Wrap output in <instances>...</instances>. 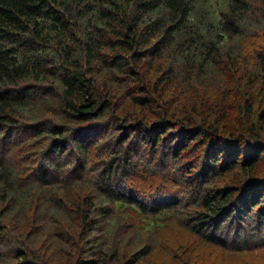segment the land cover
Segmentation results:
<instances>
[{
  "label": "trees",
  "instance_id": "trees-1",
  "mask_svg": "<svg viewBox=\"0 0 264 264\" xmlns=\"http://www.w3.org/2000/svg\"><path fill=\"white\" fill-rule=\"evenodd\" d=\"M248 8L252 7L247 0H230L223 29L236 34ZM190 9L191 0H0L1 234L8 231L5 220L11 223L14 213H20L24 195L32 190L57 186L67 192L70 186L83 187L84 182L99 181V186L74 208L72 236L66 240L60 237L56 242L70 247L63 264H109L107 233L99 229L98 218H93L95 200L102 195L114 199L120 213L124 210L140 217L138 226L145 232H153L155 224L163 223L162 216L173 217L176 213V206L165 200L161 201V210L149 212L146 208L155 207V203L144 194L138 195L137 188L117 187L121 192H114L112 182L123 178L131 156L149 146L161 148L164 157L184 159L188 171L183 179L198 189V206L203 210L187 212L180 220L183 227H191L196 235L207 229L218 233L220 220H214L216 217L229 222L228 231L234 220H246L249 225L254 219L264 238V189L259 193L253 181L246 183L244 200L250 206L244 209L237 201L232 203L240 190L238 186L204 187L210 177L223 175L236 166L253 178L256 166L264 161V141L256 134L257 121L250 118L255 106L264 101V55L262 74L251 80L262 82L261 102L254 99L252 90L244 105L236 97L219 103L211 101L218 98L211 93L210 98H201L203 114H191L190 106L181 105L185 99L176 83L182 66L175 63V58L171 59L174 63L165 65L161 58L166 39L172 40L174 33L181 32L183 40L178 47L186 45L187 51L201 48L215 66L221 47L207 37L203 25L187 19ZM158 10H164L163 14L152 20L151 13ZM191 57L192 64H196L193 55L186 60ZM233 62L236 64V59ZM187 64L184 61L185 67ZM204 66L205 62H199L200 72ZM234 69L239 71V67ZM102 73L104 81L100 83L96 78ZM211 88L217 91L215 86ZM44 94L52 102L36 99ZM125 99L130 100L134 112H120ZM39 103H49L53 117L28 120L27 109ZM232 107L247 114L246 124L227 116ZM260 116L264 123V112ZM72 122L78 126H71ZM104 138L107 140L100 143ZM27 147L32 152L21 157ZM90 150L91 156L87 157ZM13 156L23 159V170L14 167ZM73 158L80 159V169L75 166L68 173ZM27 169L31 172L24 175L22 171ZM80 171L85 172L84 178L72 181ZM95 193L97 197L93 199ZM52 205L56 210L63 206L59 200L52 201ZM98 210L105 217L111 208ZM20 219L17 222L23 224ZM212 220L215 223L209 226ZM253 231L250 229L240 243L236 242L238 256L251 250L252 244L260 243ZM208 239L212 245L218 243ZM80 245L73 258L71 248ZM11 251L12 264H35L34 258L38 257L21 243ZM150 251V246L135 251L131 264L141 261Z\"/></svg>",
  "mask_w": 264,
  "mask_h": 264
},
{
  "label": "rangeland",
  "instance_id": "rangeland-1",
  "mask_svg": "<svg viewBox=\"0 0 264 264\" xmlns=\"http://www.w3.org/2000/svg\"><path fill=\"white\" fill-rule=\"evenodd\" d=\"M247 1L252 8H248L245 12L241 27H239L240 30L236 34H230L223 29V19L229 15L230 11V0H191V9L187 19H193L203 25L207 37H212L221 47L217 55L218 66L205 58L199 47L197 50L192 48L189 51L185 49L186 45L182 48L178 47V42L183 40L181 32L174 33L172 40L166 39L164 56L161 58L165 65L174 63L171 59L175 58V63L182 66L176 83L185 99L181 105L190 106L191 114L192 112L203 114L201 98H210L211 93L218 98H210V100L218 103L222 100H235L236 97L239 104L244 105L249 90H252L257 102H261L263 99L260 95L262 82L251 83V80L262 74L264 0ZM163 11L152 12L151 19L154 20L161 16ZM185 54L188 57L184 58ZM191 55L195 56L196 64H192L194 57H191L189 61L186 60ZM234 59H236V64L233 62ZM184 61L188 63L187 67H185ZM199 62H205L202 72L198 69ZM234 66L239 67L238 72H235ZM96 79L102 83L104 81L103 73ZM212 86H215L218 92L214 91ZM198 93L201 96H198ZM46 96L44 94L36 99L39 102L45 100L52 102V98ZM121 102L123 101L121 100ZM48 104L39 103L29 107L26 112L27 118L30 117L28 120L36 118L49 120V117L51 119L54 113L50 107H47ZM160 105L162 106V103ZM172 106L177 108V105ZM132 107L130 100L125 99V102L120 105V112L132 113L136 110ZM160 109L163 108L158 110ZM210 110L212 112L218 111V109ZM234 112L235 115H233ZM262 112H264V101L261 105L255 106L250 118L257 121L256 134L259 135L261 141H264V123L261 122L260 116ZM227 114L230 118L232 116L238 120L240 124H246L247 114L244 111L239 112L236 107H232L229 108ZM71 126H78V124L72 122ZM220 129L223 128L220 127ZM97 132H101L100 127L97 128ZM106 140L107 138H104L100 143ZM91 151L88 152L87 157L91 156ZM28 152L30 154L32 150L27 147L21 157ZM21 157L13 156L11 158L12 164L18 170H23L25 166ZM153 157L154 159H151ZM97 158L98 156L94 157L93 160ZM131 158L130 165L123 171V178L112 182L116 187L114 192L117 193L118 188L125 190L124 188L128 186L137 188L138 195L143 196L144 194L146 198L149 197V200L155 203L153 205L155 207L146 208L149 212H156L159 208L161 210V201L165 200L176 206L173 212H176L175 215L177 216L175 218H173L175 215L173 217L162 216L163 223L155 224L153 232H145L138 226L140 217L137 214L124 210L120 213L115 206L114 199H108L102 195L103 198H99L98 201L95 200L92 213L93 218H98L100 222L99 229L107 233L105 242L109 254H107L106 259L109 264H131L132 259H134L133 253L146 246H150V253L136 264H264V238H261L259 230L256 229L258 223L254 219H251L249 225L246 220H242L241 223L234 220L231 224L232 228L228 231L229 222L216 217L214 220H220L218 233L207 229L204 233L198 231L196 235L191 227L182 226L180 220L185 217L187 212L203 210L202 207L198 206V189H194V185L186 183L183 179V176L187 175L186 171H188L184 159L175 161L173 158L164 157L161 148L152 149L149 146L139 148ZM187 160L193 162L192 158L189 159L188 157ZM79 161L80 159L73 158L68 173H72L75 166L80 169ZM22 172L26 175L31 171L27 169L26 173ZM255 172L256 175L249 178L250 176L242 170V167L236 166L223 175L210 177L209 183L204 187L221 189L222 187L238 186L240 190L233 196L232 203L237 201V205L245 206V209L250 206V202L244 200L246 197L243 193L248 191L246 190V183L253 181L255 186H259L257 187L259 193L261 192L259 190L264 189V185H262L264 182V161L256 166ZM84 173V171H80L78 177L71 178V180H82ZM84 183L86 185L83 187L73 188L70 186L67 192L57 186L52 188L45 186L32 190L27 196L23 194L25 202L20 208V213H14L11 223L6 219L4 223L8 227V231L0 233V242L2 243L0 246V264L13 263L14 257L11 248H14L16 243L26 245L27 248L35 252V255L38 256L34 258L35 264H63L66 262L65 256L70 247L56 241L57 239L60 240V237L66 240L72 236L75 230L73 223L76 222V215L74 214L76 204L80 199L84 201V198L88 196L87 194L92 192L93 188L98 187L100 182ZM92 197L95 199L96 193ZM54 200H59L63 206L56 210L52 205ZM100 207L111 208V211L102 217L101 214H98ZM146 213L148 212L146 211ZM19 219L23 224L17 222ZM214 220L210 222L209 226L214 225ZM99 229L97 234H99ZM250 229L254 230L253 234L256 235V238L259 236L260 243L252 244L251 250H247L243 256H238L239 251L235 250L237 249L236 242L239 241L240 243L242 236L247 235ZM208 237L218 243L212 245ZM82 245L78 248H71V251L75 253L73 258ZM231 253H235V255H230Z\"/></svg>",
  "mask_w": 264,
  "mask_h": 264
}]
</instances>
